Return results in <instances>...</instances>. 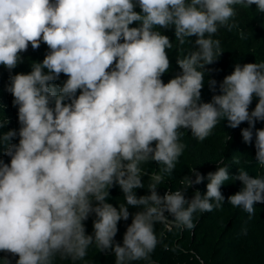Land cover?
Wrapping results in <instances>:
<instances>
[{"label":"clouds","instance_id":"1","mask_svg":"<svg viewBox=\"0 0 264 264\" xmlns=\"http://www.w3.org/2000/svg\"><path fill=\"white\" fill-rule=\"evenodd\" d=\"M136 3L141 12L134 10ZM136 3L0 0V65L16 68L29 44L36 50L43 42L50 50L30 72L11 76L8 86L20 128L0 137L11 157L10 164L0 159V252L18 255L16 264H53L57 256L83 260L93 243L113 250L116 264L148 260L160 243L155 224L166 222L165 212L177 227L192 229L196 212L220 208L225 200L227 167L207 174L204 195L197 191L191 200L184 195L204 180L195 169V180L189 178L183 189L158 194L163 175H171L183 154L180 130L190 129L204 141L225 118L231 128L248 122L242 137L251 144L256 121H264V61L237 64L220 83V94L201 102L205 66L222 54L221 41L213 37L221 27L231 30L235 6L255 4L264 12V0ZM133 22L140 26L130 27ZM173 25L181 45L195 36L198 47L178 58L181 74L164 83L161 77L170 69L166 50L173 43L155 29ZM61 73L68 79L52 84ZM209 83L215 91L217 81ZM254 96L259 100L250 112ZM7 123L0 119V128ZM17 135L19 143H10ZM255 148L264 166V129L255 132ZM149 161L160 171L151 176V194L137 197L134 190L144 187L141 166ZM235 179L243 188L228 201L251 215L257 202L264 203V177L241 169ZM115 184L127 205L142 210L128 226L123 246L113 248L118 222L130 216L127 206L106 202ZM92 213L94 236L86 235L84 224Z\"/></svg>","mask_w":264,"mask_h":264},{"label":"trees","instance_id":"2","mask_svg":"<svg viewBox=\"0 0 264 264\" xmlns=\"http://www.w3.org/2000/svg\"><path fill=\"white\" fill-rule=\"evenodd\" d=\"M235 8L236 16L229 21L233 25L231 30L221 27L213 37L221 41L222 54L217 61L205 66L201 102H211L214 95L220 94V83L225 76L235 70L237 64L242 66L246 63L264 61V12H259L255 4L248 7L237 5ZM134 10L142 11L138 3ZM139 26L140 22H133L130 25ZM155 30L167 35L173 43V48L166 50L170 59V69L161 77L164 83H168L182 72L177 63L178 58H184L197 50L198 46L195 44L197 37H189L181 45L176 39L174 25L169 28L158 27ZM49 51L43 42L36 50L29 44L28 50L21 53L22 62L16 68L9 71L0 65V119L8 121L0 128V137L9 130L18 132L20 128L18 106L13 104L14 97L8 91L10 77L17 73L30 72L33 63H42ZM67 79L68 77L61 73L59 79L51 83L61 86ZM213 79L217 81L215 91L209 83ZM79 94L80 90L77 91V96ZM258 100V97H253L250 112L255 109ZM247 127H250L249 123L242 122L237 128H231L225 118L204 141L194 137L190 129L180 130L182 132L180 142L185 145L183 154L176 162L171 175H163L162 184L157 186L158 194L163 196L166 192L183 189L189 178L195 180L193 173L195 169L204 176V180L188 187L184 195L188 200H191L197 191L204 195L209 183L207 174L215 172L218 167H227L230 179L221 186L225 200L220 208H214L210 212H196L193 215L192 229L177 227L171 215L165 212L168 216L166 222L155 224V233L160 243L150 254L149 259L130 261L127 264H264V203L257 202L254 205V213L249 215L243 208L234 207L228 201V197L243 188V183L235 179L241 169L252 177H264V166L258 164L255 148V132L257 129H264V121H256L251 144L245 143L242 137V129ZM10 143L18 144L19 136L14 137ZM7 147L8 143L0 141V159L10 164L11 157L5 154ZM141 167L145 173H142L144 187L134 190L137 197L151 194L148 184L152 182V174L158 173L161 166L156 161H149ZM106 202L117 209L122 204L128 207L130 216L127 221L122 219L118 222L113 248L116 243L123 246L127 228L131 225L135 213L142 210V206L127 205L125 194L118 184L109 188ZM95 204L93 201L94 206ZM96 219L95 213H92L84 221L86 235L94 236ZM18 259V255L0 252V264H16ZM53 264H116V256L113 250H100L93 243L83 260L72 261L70 258L61 259L57 256Z\"/></svg>","mask_w":264,"mask_h":264}]
</instances>
